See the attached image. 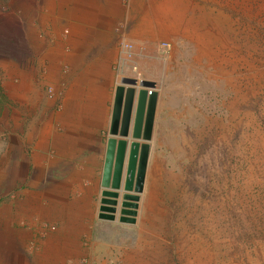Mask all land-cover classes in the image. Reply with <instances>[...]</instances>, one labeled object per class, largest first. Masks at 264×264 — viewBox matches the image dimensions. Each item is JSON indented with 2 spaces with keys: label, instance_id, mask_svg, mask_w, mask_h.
<instances>
[{
  "label": "rangeland",
  "instance_id": "rangeland-1",
  "mask_svg": "<svg viewBox=\"0 0 264 264\" xmlns=\"http://www.w3.org/2000/svg\"><path fill=\"white\" fill-rule=\"evenodd\" d=\"M146 13L153 36L126 38L120 64L154 83L153 156L134 224L112 221L132 254L105 264H264V0Z\"/></svg>",
  "mask_w": 264,
  "mask_h": 264
},
{
  "label": "crops",
  "instance_id": "crops-1",
  "mask_svg": "<svg viewBox=\"0 0 264 264\" xmlns=\"http://www.w3.org/2000/svg\"><path fill=\"white\" fill-rule=\"evenodd\" d=\"M152 1L0 0V264L132 254L112 233L122 224L97 213L114 89L125 75L140 81L120 64L123 44L153 36ZM156 118L154 103L149 139L138 140L148 145L144 178Z\"/></svg>",
  "mask_w": 264,
  "mask_h": 264
},
{
  "label": "water",
  "instance_id": "water-1",
  "mask_svg": "<svg viewBox=\"0 0 264 264\" xmlns=\"http://www.w3.org/2000/svg\"><path fill=\"white\" fill-rule=\"evenodd\" d=\"M135 87L139 89L135 91ZM153 88L152 82L121 78L114 89L100 178V220L135 222L148 153V145L138 140L149 139L155 103Z\"/></svg>",
  "mask_w": 264,
  "mask_h": 264
},
{
  "label": "built area",
  "instance_id": "built-area-1",
  "mask_svg": "<svg viewBox=\"0 0 264 264\" xmlns=\"http://www.w3.org/2000/svg\"><path fill=\"white\" fill-rule=\"evenodd\" d=\"M123 49L125 50V52L127 53V55L129 56L130 55V49H131V46L129 44H123ZM134 71V70H133Z\"/></svg>",
  "mask_w": 264,
  "mask_h": 264
}]
</instances>
